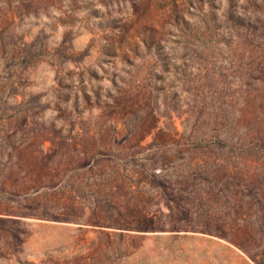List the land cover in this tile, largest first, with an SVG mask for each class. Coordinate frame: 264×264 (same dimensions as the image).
Returning <instances> with one entry per match:
<instances>
[{
    "label": "rangeland",
    "instance_id": "rangeland-1",
    "mask_svg": "<svg viewBox=\"0 0 264 264\" xmlns=\"http://www.w3.org/2000/svg\"><path fill=\"white\" fill-rule=\"evenodd\" d=\"M0 264H264V0H0Z\"/></svg>",
    "mask_w": 264,
    "mask_h": 264
}]
</instances>
